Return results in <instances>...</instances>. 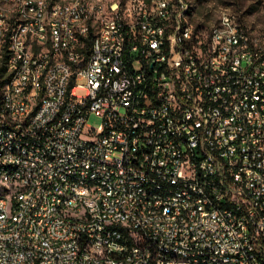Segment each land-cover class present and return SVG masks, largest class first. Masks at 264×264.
Here are the masks:
<instances>
[{"label":"built area","instance_id":"1","mask_svg":"<svg viewBox=\"0 0 264 264\" xmlns=\"http://www.w3.org/2000/svg\"><path fill=\"white\" fill-rule=\"evenodd\" d=\"M0 8V41H8L10 25L18 40L0 125L8 138H29L33 158L5 152L17 163L14 185L25 179L34 187L33 195L11 191L0 202L2 219L18 208L12 231L0 233V264H108L125 253L136 254L135 264H181L160 254L157 242L191 253V264H264V44L255 43L264 34L241 23L232 46H221L198 22L177 36L180 15L161 41L167 3L139 0L84 13L75 4L71 11L28 5L29 23ZM78 14H85L82 31H75ZM176 44L187 45V56L176 53L167 65ZM93 113L101 118L95 128L87 124ZM131 203L142 217L130 214ZM31 220L56 245L39 242ZM62 242L73 252L61 251Z\"/></svg>","mask_w":264,"mask_h":264},{"label":"bare ground","instance_id":"2","mask_svg":"<svg viewBox=\"0 0 264 264\" xmlns=\"http://www.w3.org/2000/svg\"><path fill=\"white\" fill-rule=\"evenodd\" d=\"M15 2L17 6L15 8ZM113 0H0L2 5H7L5 15L17 16L22 23H29L28 5H37L39 3H49V8H58V10L71 11V4H75L77 13H84L88 10H100V6H109ZM167 3V11L164 13V20L160 28L161 41H169L170 31L174 29V24L179 20L181 23L177 26V36H184L186 25L188 30H197L189 19V6L184 0H139V4ZM183 3V7H182ZM182 7V11H181ZM150 15H158L157 7H150ZM224 18H229V22H223ZM3 21L2 9L0 8V27ZM85 21V14H78L75 20V31H82ZM153 26H160V18H152ZM209 28L210 38L216 40L221 46H232V29H239V24L233 16L223 13L218 22L213 26L202 25ZM17 25H10L8 41H0V49L6 47V69H15V57L18 49V40H16ZM264 34V31L255 33ZM248 31L240 29V40H247ZM256 44H264V36H255ZM69 47L84 49L85 41L69 40ZM236 51H244V43L236 44ZM176 53L180 56H187V45L176 44L171 46V52H168L167 65H174ZM8 73V70H7ZM12 82L11 77L1 89V99L9 100L11 98ZM3 121H12V113L4 112ZM1 123V116H0ZM13 149L15 152H23V157L33 158V142L29 138H23V134H13L8 138L6 125H0V202H5V197L12 191V198H20L26 195L34 194V187L26 186L25 179H18V184L14 185L17 163H9L8 152ZM67 163H74V156H67ZM156 193H168V186H156ZM184 195H191V188H184ZM45 213H52V202H45ZM130 214L134 217H142V208L138 203H131ZM18 208H9V212L0 216V233L12 231L13 217H17ZM159 220H166V213H159ZM31 227L34 229L35 238L39 242L49 245H56V238L53 233L47 231L39 220H31ZM157 250L160 254H167V260L179 262L181 264H191V253L174 252V246L165 245L164 242H157ZM61 251L73 252V244L70 242L61 243ZM136 254L125 253L124 259L121 257H108V264H135ZM192 264H202V262H192Z\"/></svg>","mask_w":264,"mask_h":264},{"label":"rangeland","instance_id":"3","mask_svg":"<svg viewBox=\"0 0 264 264\" xmlns=\"http://www.w3.org/2000/svg\"><path fill=\"white\" fill-rule=\"evenodd\" d=\"M184 1L189 6L191 21L196 24L213 25L223 13H227L239 25L243 23L246 28H253L255 33L264 31V0H203L200 4L197 0ZM83 83V80L78 81V84ZM76 93L84 94V90L78 88ZM100 123L101 118L94 113L87 118L91 127L95 128Z\"/></svg>","mask_w":264,"mask_h":264},{"label":"trees","instance_id":"4","mask_svg":"<svg viewBox=\"0 0 264 264\" xmlns=\"http://www.w3.org/2000/svg\"><path fill=\"white\" fill-rule=\"evenodd\" d=\"M202 1L203 0H197V2L199 4L202 3ZM188 15H189V19L191 21L190 10H189V14ZM192 23L197 26L196 23H194V22H192ZM215 24H213V25H215ZM199 25H205V24H199ZM213 25H208V26H213ZM3 49H6V47L4 46ZM5 52H6V50H5ZM5 52H3V54H2V56L0 58V92H1V89H2L3 85L8 81V78H9L8 73H7V69H6V64H5V60H6V53Z\"/></svg>","mask_w":264,"mask_h":264}]
</instances>
